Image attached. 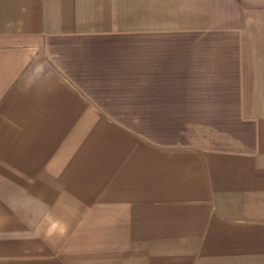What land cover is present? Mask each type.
Returning <instances> with one entry per match:
<instances>
[{"label": "crops", "instance_id": "0c3cea01", "mask_svg": "<svg viewBox=\"0 0 264 264\" xmlns=\"http://www.w3.org/2000/svg\"><path fill=\"white\" fill-rule=\"evenodd\" d=\"M0 264H264V0H0Z\"/></svg>", "mask_w": 264, "mask_h": 264}]
</instances>
